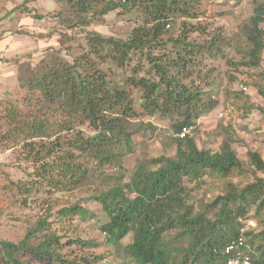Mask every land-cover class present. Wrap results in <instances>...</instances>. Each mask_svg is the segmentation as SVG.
I'll return each instance as SVG.
<instances>
[{
	"label": "trees",
	"instance_id": "1",
	"mask_svg": "<svg viewBox=\"0 0 264 264\" xmlns=\"http://www.w3.org/2000/svg\"><path fill=\"white\" fill-rule=\"evenodd\" d=\"M38 1L25 0L19 9L32 15L28 4ZM54 1L71 6L73 17L62 20L69 22L66 27L71 33L78 27L86 31L94 24L105 25L106 17L114 12L122 16L136 12L139 18L126 40L92 31L86 33L88 51L78 56L71 47L49 48L53 58L23 81L27 96L18 106L9 102L6 115L15 136L22 140L26 159L36 169L28 175L32 181L14 184L16 195L0 194V209L19 201L27 207L28 199L19 200L18 195L29 197L46 186L65 194L91 184L94 188L87 199L98 203L108 218L100 226L105 243L119 245L132 234V243L124 249L134 264H227L237 257L264 264L263 155L250 150L247 160L239 157L233 147L239 138L231 122L206 134L207 139L177 136L186 127L198 130L199 120L217 108L201 86H215V81L211 71L203 73L201 67L207 57L224 56V37L220 33L203 40L193 37L197 33L207 36L208 29L199 20L206 15L207 0ZM16 32L31 36L23 29ZM61 35L67 42L75 40L74 34ZM3 37L0 34V42ZM236 51L242 60L232 65L252 71L245 84L264 99V70L260 69L264 0L243 25ZM64 54L72 61L64 60ZM137 57L139 63L123 85L113 87L100 68L108 63L125 69ZM226 95L244 116L257 107L242 91ZM258 109L264 116V108ZM160 114L177 117L167 137L166 154L140 160L129 172L125 163L135 154V137L157 130L152 123H142L143 116ZM219 139L218 149L213 148ZM116 168L117 176L106 174ZM83 202L55 212L52 205L24 228L19 240H0V264H26L30 257L59 264L92 263L87 256L76 262L60 252L65 245L62 239L73 232L77 238L68 241V246L95 249L100 245L97 240H82V232L72 225L76 217L83 221L95 217ZM250 220L256 222L255 228L248 227ZM54 223L59 224L58 230ZM231 246L235 249L227 253ZM95 259L106 258L99 254Z\"/></svg>",
	"mask_w": 264,
	"mask_h": 264
},
{
	"label": "rangeland",
	"instance_id": "2",
	"mask_svg": "<svg viewBox=\"0 0 264 264\" xmlns=\"http://www.w3.org/2000/svg\"><path fill=\"white\" fill-rule=\"evenodd\" d=\"M24 1L0 0V34H4L3 40L0 42V194L9 197L17 194L14 184L20 185L33 180L28 175L34 174L36 169V165L26 159L27 153L22 140L20 137L15 136L10 119L6 115L9 102L18 106L19 101L26 98L27 91L23 89V81L30 78L34 72L38 73L43 66L47 65L46 62H49L51 57L53 58L49 48L71 47L74 55L78 56L82 54L83 50L88 51L87 32L94 31L108 37L126 40L139 18V13L136 12L127 16L114 12L106 17L107 22L105 25L94 24L86 28V31L78 27L74 33H71L66 27L69 22L64 24L62 21L64 17L70 20L73 17V11L69 4L61 5L54 0H39L28 4V7L34 10L33 14L29 15L27 13L23 14L19 9ZM262 1L207 0L204 6L206 15L199 19L201 26L208 29L207 36L202 33L193 34V37L198 40L207 39L217 33L222 34L225 41L223 44L225 54L224 56L207 57L206 62L201 67L203 73L211 71V78L213 82L215 81V86L205 83H202L201 86L207 92V95L217 102V108L209 116L199 120L198 130H192V137H196L198 140L202 137L207 139L206 134L214 132L221 124L231 122L235 127V135L239 138V141L233 147L244 161L247 160V152L250 150L258 151L264 157V116L258 109L259 107L264 108V99L254 88L247 87L245 84L252 71L238 66L234 67L232 62L239 63L242 60V55L236 51V46L241 39V29L253 16L257 3ZM9 12L10 15L6 18ZM34 15H41L45 18L37 20ZM183 20H186L189 24L197 23L187 19ZM20 29L29 32L31 36L19 35L16 31ZM180 29L177 36L181 33ZM65 33L74 34L75 40L73 42L65 41L61 35ZM63 59L72 61V58L65 56V54ZM138 63L139 57L135 58L134 62L125 69H119L108 63L102 64L100 68L107 73L110 83L115 87L118 83L120 85L125 84L126 79L132 75L133 69ZM260 69L264 70V63ZM231 76L237 77L238 81L231 82ZM195 82L197 84L201 83L200 80H195ZM227 91H242L248 94L251 102L257 107L248 116H244L245 114L242 111H238L233 106V100L231 98L227 99ZM176 118L162 114L143 116L141 122L145 124L152 123L157 127V130L153 135L149 133L143 138L142 136L135 137L133 144L135 154L130 155L125 163V168L129 172L136 169L140 160L166 154L165 144L170 133L171 124ZM83 130L88 134H94L89 127H83ZM220 140L211 146L218 149ZM118 172L119 169L116 168L108 170L106 174L117 176ZM96 185L98 184L95 183ZM93 188L91 184H88L73 193L57 194L55 190L46 186L40 192H34L29 197L18 195L21 198L19 200L27 198L28 205L22 207L19 201L0 209V240H19L24 235V228L44 216L46 210L52 205H54L53 210L55 212L79 200L83 202L82 200L85 199L82 203L83 206L93 212L95 217H89L87 221L76 217L72 225L82 232V240H97L100 245L95 249L83 248L81 245L68 246V241L77 238L73 232L62 239L61 242L65 245L60 252L64 253L69 260L76 262L81 257L87 256L92 261L89 264H134L127 258L124 249L132 243V234L122 244L107 245L105 243L106 236L101 234L100 226L108 222V218L98 203L87 199L90 195L89 190H93ZM199 195H201L200 192ZM56 202H58V205H56ZM53 221H55V218L51 220V222ZM256 226L255 221L250 220L248 222L249 228H255ZM59 227L58 223H54L56 230ZM59 233L61 234V231ZM99 254L106 259L104 261H96L95 259V263L92 259ZM26 264L59 263L37 261L30 257L27 258Z\"/></svg>",
	"mask_w": 264,
	"mask_h": 264
},
{
	"label": "built area",
	"instance_id": "3",
	"mask_svg": "<svg viewBox=\"0 0 264 264\" xmlns=\"http://www.w3.org/2000/svg\"><path fill=\"white\" fill-rule=\"evenodd\" d=\"M191 134H192V128L186 127L179 134H177V136L179 138L183 139V138H185ZM234 249H235L234 246L229 247L227 249V253L233 251ZM241 262H243V264H251V262L249 261V259L247 257L244 258V260H241V257L231 258L227 264H240Z\"/></svg>",
	"mask_w": 264,
	"mask_h": 264
}]
</instances>
